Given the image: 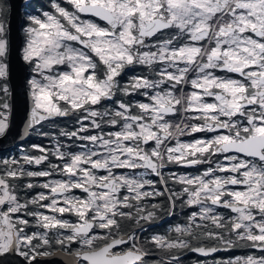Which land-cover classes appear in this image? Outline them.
<instances>
[{
    "label": "snow or ice",
    "instance_id": "snow-or-ice-1",
    "mask_svg": "<svg viewBox=\"0 0 264 264\" xmlns=\"http://www.w3.org/2000/svg\"><path fill=\"white\" fill-rule=\"evenodd\" d=\"M23 3L17 125L15 5L0 0V143L21 142L0 157V264H182L237 249L211 264H264V0ZM178 209L191 211L170 235L140 237Z\"/></svg>",
    "mask_w": 264,
    "mask_h": 264
},
{
    "label": "water",
    "instance_id": "water-1",
    "mask_svg": "<svg viewBox=\"0 0 264 264\" xmlns=\"http://www.w3.org/2000/svg\"><path fill=\"white\" fill-rule=\"evenodd\" d=\"M36 0H30L31 3ZM9 3L15 5L14 7V22L13 31L15 36V44L17 53L13 59V81H14V109H15V119L17 125H19L25 116V110L27 107V96H26V78L29 75L27 72V66L19 59V49L22 47L23 33L21 31V26L24 23V8L27 7L23 0H9ZM21 143L15 136V132L8 137V139L0 143V152L6 151L15 147L17 144ZM17 257H8V264H16ZM58 261H62V257L55 258Z\"/></svg>",
    "mask_w": 264,
    "mask_h": 264
},
{
    "label": "flooded vegetation",
    "instance_id": "flooded-vegetation-1",
    "mask_svg": "<svg viewBox=\"0 0 264 264\" xmlns=\"http://www.w3.org/2000/svg\"><path fill=\"white\" fill-rule=\"evenodd\" d=\"M141 69L137 68L135 70H126V75L124 76V81H126L130 76L139 74ZM142 99V98H139ZM182 139H191L190 137L182 138ZM39 142V140H36ZM47 141H45L46 143ZM17 144L15 147H12L9 150L0 152V157L3 158H11V157H18L20 152L17 150ZM170 170L177 172V173H190L196 174V168H180L178 166H170ZM203 168L201 167L200 171ZM165 171H168L167 169ZM178 187V186H177ZM191 211L189 209L184 210H177V214L173 217L164 216L157 224L154 225H145V230L139 232L140 237L143 238H151L153 235H170V229L174 227L176 224H182L185 219V212ZM247 250L237 249L230 252H221L214 254V257H201L196 253L186 252L182 257V264H203L204 261H208L209 264L215 260H227V259H234L237 256L245 255ZM159 259V257H156ZM55 259V258H54ZM56 260V259H55ZM58 261V260H57Z\"/></svg>",
    "mask_w": 264,
    "mask_h": 264
},
{
    "label": "trees",
    "instance_id": "trees-1",
    "mask_svg": "<svg viewBox=\"0 0 264 264\" xmlns=\"http://www.w3.org/2000/svg\"><path fill=\"white\" fill-rule=\"evenodd\" d=\"M61 3H63V0H60ZM32 5L34 6L36 12L38 13L39 11H41L42 9L40 8V5H43V8L46 10L48 9V0H36L35 2L32 3ZM32 9L25 7L24 8V13L26 15L27 12H31ZM25 22V21H24ZM59 126L62 127H71V122L67 121V120H60L59 121Z\"/></svg>",
    "mask_w": 264,
    "mask_h": 264
}]
</instances>
